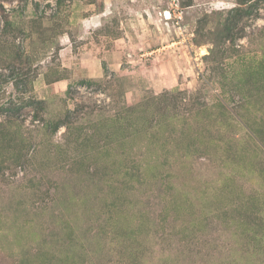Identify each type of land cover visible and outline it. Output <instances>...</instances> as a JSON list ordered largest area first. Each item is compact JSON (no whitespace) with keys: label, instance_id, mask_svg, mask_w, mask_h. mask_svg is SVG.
Masks as SVG:
<instances>
[{"label":"rangeland","instance_id":"1","mask_svg":"<svg viewBox=\"0 0 264 264\" xmlns=\"http://www.w3.org/2000/svg\"><path fill=\"white\" fill-rule=\"evenodd\" d=\"M0 264H264V0H0Z\"/></svg>","mask_w":264,"mask_h":264},{"label":"crops","instance_id":"2","mask_svg":"<svg viewBox=\"0 0 264 264\" xmlns=\"http://www.w3.org/2000/svg\"><path fill=\"white\" fill-rule=\"evenodd\" d=\"M104 9H108V8H104ZM101 17L100 16H96L95 18L91 19L90 21L87 22V24H84L85 27H93L92 25L95 23H93L96 19H100Z\"/></svg>","mask_w":264,"mask_h":264},{"label":"built area","instance_id":"3","mask_svg":"<svg viewBox=\"0 0 264 264\" xmlns=\"http://www.w3.org/2000/svg\"><path fill=\"white\" fill-rule=\"evenodd\" d=\"M168 13H170L169 11H167ZM170 15V14H169Z\"/></svg>","mask_w":264,"mask_h":264},{"label":"bare ground","instance_id":"4","mask_svg":"<svg viewBox=\"0 0 264 264\" xmlns=\"http://www.w3.org/2000/svg\"><path fill=\"white\" fill-rule=\"evenodd\" d=\"M168 13L166 12V15H167Z\"/></svg>","mask_w":264,"mask_h":264}]
</instances>
